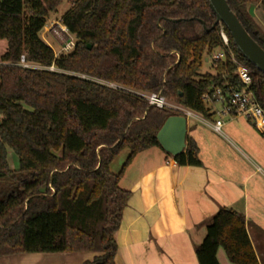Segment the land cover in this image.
I'll return each instance as SVG.
<instances>
[{
	"label": "trees",
	"instance_id": "1",
	"mask_svg": "<svg viewBox=\"0 0 264 264\" xmlns=\"http://www.w3.org/2000/svg\"><path fill=\"white\" fill-rule=\"evenodd\" d=\"M61 1L0 0V40L7 43L0 56V181L9 182L0 196V256L91 252L85 264H114L115 233L130 196L120 178L139 152L161 148L155 135L178 114L142 95L209 118L203 94L236 83L234 65L211 57L213 72H198L222 48L208 0H70L61 23L74 36L73 47L55 55L40 33ZM226 2L264 50L249 11L264 10V0ZM222 27L264 110V73ZM22 55L43 69L21 66ZM50 66L55 70L45 69ZM7 147L17 157L16 170L8 166ZM123 148L129 154L113 173L109 166ZM173 160L201 165L192 138L186 136ZM205 227L194 248L198 264H219V247L232 264H259L243 214L221 206Z\"/></svg>",
	"mask_w": 264,
	"mask_h": 264
},
{
	"label": "crops",
	"instance_id": "2",
	"mask_svg": "<svg viewBox=\"0 0 264 264\" xmlns=\"http://www.w3.org/2000/svg\"><path fill=\"white\" fill-rule=\"evenodd\" d=\"M6 45L1 43L0 56ZM215 119V114H197L186 123L200 166H180L153 146L125 168L119 186L130 196L115 233L114 264H198L194 248L205 236V222L221 206L243 214L258 263L264 264L263 133L243 117L226 116L225 133L222 128L218 133L206 124ZM125 149L113 173L125 162L129 149L120 151ZM93 257L91 252L17 253L0 256V264H85ZM216 258L219 264H232L221 247Z\"/></svg>",
	"mask_w": 264,
	"mask_h": 264
},
{
	"label": "built area",
	"instance_id": "3",
	"mask_svg": "<svg viewBox=\"0 0 264 264\" xmlns=\"http://www.w3.org/2000/svg\"><path fill=\"white\" fill-rule=\"evenodd\" d=\"M66 30L64 26H61ZM218 33L222 42V48L212 54L215 60L225 61L229 60L234 65L233 76L236 78V83L225 82L221 86H212L211 89L203 94V102L209 107L210 112L217 116L212 122L206 124L214 131L220 133L223 126L222 117L229 118L243 117L250 121L253 127L264 134V110L259 105L255 94L251 90V76L250 70L247 66L239 62L229 47L228 37L219 24ZM73 47V41L67 39L62 45V49L70 51ZM19 64L23 67L42 68L25 61L24 56L20 57ZM47 70H55L53 66L45 68ZM110 86H114L110 84ZM115 87V86H114ZM148 102L157 107H168L175 110L178 115H183L186 120L195 118L196 113L187 110L177 104L166 101L163 97L155 94L142 95ZM218 105V107H216Z\"/></svg>",
	"mask_w": 264,
	"mask_h": 264
},
{
	"label": "water",
	"instance_id": "4",
	"mask_svg": "<svg viewBox=\"0 0 264 264\" xmlns=\"http://www.w3.org/2000/svg\"><path fill=\"white\" fill-rule=\"evenodd\" d=\"M208 1L216 22L226 28L236 50L256 69L264 73V50L250 37L230 10L226 0ZM186 123V117L183 115L168 116L155 135L160 147L172 157L180 154L186 146Z\"/></svg>",
	"mask_w": 264,
	"mask_h": 264
},
{
	"label": "rangeland",
	"instance_id": "5",
	"mask_svg": "<svg viewBox=\"0 0 264 264\" xmlns=\"http://www.w3.org/2000/svg\"><path fill=\"white\" fill-rule=\"evenodd\" d=\"M69 6L70 0H62L61 3L56 7V10L49 13L46 19V25L40 33L41 38L54 48L56 55L67 53V51L62 49V45L67 41V39H70L74 42V36L71 35L67 30H63L61 28V26H63L61 23V16L66 10H68ZM249 11L255 30L264 35V10L261 8H256L255 6H251ZM1 43L6 44V41L1 40L0 45ZM211 57L212 55L207 58V60L203 61L201 68L198 70L199 73L202 74L206 72H213V69L211 68ZM216 107H218V105H216ZM191 121L193 120L191 119ZM255 131L258 133L257 130ZM222 133H225V128H222ZM262 136L264 137V134ZM6 152L9 168L12 170L18 169V160L14 152L9 147L6 148ZM126 154L127 150L125 149L112 162L110 165L112 172H115L119 169V164H121V162L124 160ZM0 187V196H2L6 192L7 188H9V182L6 180L0 181Z\"/></svg>",
	"mask_w": 264,
	"mask_h": 264
}]
</instances>
